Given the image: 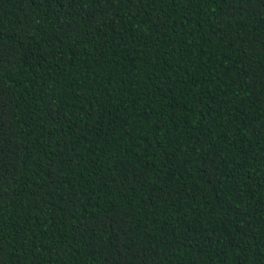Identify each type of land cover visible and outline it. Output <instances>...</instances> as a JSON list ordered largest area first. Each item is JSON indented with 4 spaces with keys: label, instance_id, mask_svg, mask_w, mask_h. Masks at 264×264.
Listing matches in <instances>:
<instances>
[{
    "label": "trees",
    "instance_id": "16d2710c",
    "mask_svg": "<svg viewBox=\"0 0 264 264\" xmlns=\"http://www.w3.org/2000/svg\"><path fill=\"white\" fill-rule=\"evenodd\" d=\"M0 264H264V0H0Z\"/></svg>",
    "mask_w": 264,
    "mask_h": 264
}]
</instances>
